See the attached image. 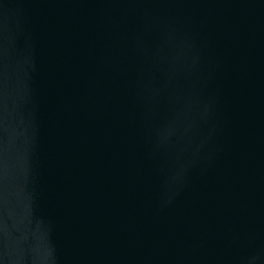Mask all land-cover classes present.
Instances as JSON below:
<instances>
[{
  "label": "water",
  "instance_id": "obj_1",
  "mask_svg": "<svg viewBox=\"0 0 264 264\" xmlns=\"http://www.w3.org/2000/svg\"><path fill=\"white\" fill-rule=\"evenodd\" d=\"M0 264H264V0H0Z\"/></svg>",
  "mask_w": 264,
  "mask_h": 264
}]
</instances>
